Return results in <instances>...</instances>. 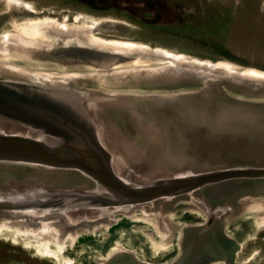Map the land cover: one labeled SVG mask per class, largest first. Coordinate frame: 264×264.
I'll return each instance as SVG.
<instances>
[{
  "label": "rangeland",
  "instance_id": "1",
  "mask_svg": "<svg viewBox=\"0 0 264 264\" xmlns=\"http://www.w3.org/2000/svg\"><path fill=\"white\" fill-rule=\"evenodd\" d=\"M178 1H185L191 12L188 24L159 30L122 12H94L67 0H0V78L41 82L44 78L66 80L80 74V86L108 90L134 89L131 80L141 79L133 61L121 65L128 71L116 75L123 81L119 84L91 63L37 56L32 49L24 48L25 42L8 38L19 36L21 28L33 20L91 27L98 22L94 33L101 37L138 41L191 58L264 71V0ZM69 40L62 37L59 42ZM140 63L160 65L152 58ZM139 72L144 77L149 74L140 68ZM205 77L196 81L177 79L158 91H197L204 79L209 85L212 81L223 85L231 97H241L247 103H227L219 97L222 111L230 117L212 133L218 139H206L203 131L183 129V143L189 147L181 152L185 169L196 172L264 166V133L253 134L243 122L264 128V85L236 83L223 76ZM210 100H216L215 95ZM29 179L45 181L50 188L92 186L77 171L29 169L23 164L0 162L1 185ZM7 188L1 186V192H10ZM195 196L198 201L185 196L159 202L156 207L137 208L130 214L119 213L111 225L103 224L96 230L80 228L75 238L69 234L62 241L44 224L35 235L0 231V264H264V180L227 182L205 188ZM199 202H204L208 210Z\"/></svg>",
  "mask_w": 264,
  "mask_h": 264
},
{
  "label": "water",
  "instance_id": "2",
  "mask_svg": "<svg viewBox=\"0 0 264 264\" xmlns=\"http://www.w3.org/2000/svg\"><path fill=\"white\" fill-rule=\"evenodd\" d=\"M82 42L56 47L46 55L64 62L71 59L68 63L86 61L122 84L116 75L128 68L121 65L136 63L137 55ZM149 58L161 59L139 60ZM166 60L169 62L160 61L159 66L134 64L141 79L131 80L134 89L127 90L80 86V74L41 82L0 78V162L29 169L77 171L92 182L84 188H50L45 181L32 179L0 184V223L29 229H41L44 224L54 232L59 230L62 241L80 228L96 230L111 225L119 213L130 214L137 208L156 207L159 202L185 196L195 199L203 189L227 182L264 180V166L195 172L185 169L180 161L181 152L189 149L182 139L184 128L203 131L206 139H218L212 133L230 117L222 111L219 97L237 104L247 103L245 99L231 97L223 85L214 81L209 85L204 79L197 91H158L177 79L196 81L206 75L253 86L264 85V78L218 67V61L199 59L204 63L189 64L171 57ZM139 68L149 71L148 76ZM211 95L216 100H210ZM243 122L253 134L264 133L262 126ZM1 186L10 192L2 193ZM200 204L208 210L204 202Z\"/></svg>",
  "mask_w": 264,
  "mask_h": 264
},
{
  "label": "bare ground",
  "instance_id": "3",
  "mask_svg": "<svg viewBox=\"0 0 264 264\" xmlns=\"http://www.w3.org/2000/svg\"><path fill=\"white\" fill-rule=\"evenodd\" d=\"M79 20V18L77 19ZM100 23L95 22L93 26H77L76 24L70 25L67 23H62L56 20H47V21H35L33 20L28 25L22 27V31L19 36H11L9 39L13 40V42L23 41L22 44L24 48L32 49L35 55L43 56L46 53L53 51L56 47L60 46H75L83 44L82 40L88 44H93L94 46H99L100 48L107 50H116L119 52H123L125 54H132L136 56V65H141V61L139 60L144 57H158L160 61L169 62L166 60L167 57L174 58L179 61H186L189 64H194L196 62L204 63L198 58L187 57L182 54H175L163 48H154L149 46L146 43L133 41V40H124L119 38H105L99 35H96L94 32L97 31ZM68 37L72 40L66 42H59L62 40V37ZM15 40V41H14ZM36 44V45H34ZM38 44V45H37ZM60 45V46H59ZM163 59V60H162ZM208 63V62H207ZM218 67H226L229 68L230 71H244L246 74L263 77L264 71L257 68H245L238 69L237 67H232L226 61H218ZM121 66H119L120 68ZM55 229V228H54ZM5 230H18L20 233H24L25 235H35L39 229H29L25 226H14V225H6L4 223H0V231ZM50 230V229H49ZM56 230V229H55ZM56 234L59 235V230H56ZM57 235V236H58ZM75 238V235H72Z\"/></svg>",
  "mask_w": 264,
  "mask_h": 264
},
{
  "label": "flooded vegetation",
  "instance_id": "4",
  "mask_svg": "<svg viewBox=\"0 0 264 264\" xmlns=\"http://www.w3.org/2000/svg\"><path fill=\"white\" fill-rule=\"evenodd\" d=\"M94 12H122L139 22L159 30H174L188 24L191 12L186 2L178 0H67ZM31 13H36L30 9Z\"/></svg>",
  "mask_w": 264,
  "mask_h": 264
}]
</instances>
